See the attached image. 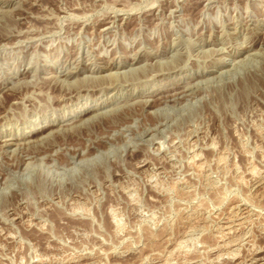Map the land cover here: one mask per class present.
Listing matches in <instances>:
<instances>
[{"label":"rangeland","instance_id":"374dc122","mask_svg":"<svg viewBox=\"0 0 264 264\" xmlns=\"http://www.w3.org/2000/svg\"><path fill=\"white\" fill-rule=\"evenodd\" d=\"M0 264H264V0H0Z\"/></svg>","mask_w":264,"mask_h":264},{"label":"bare ground","instance_id":"6f19581e","mask_svg":"<svg viewBox=\"0 0 264 264\" xmlns=\"http://www.w3.org/2000/svg\"><path fill=\"white\" fill-rule=\"evenodd\" d=\"M106 66H107V65H106ZM108 75H109V74H108ZM115 75H116V74H115ZM117 76H118V75H117ZM69 82H70V81H69ZM13 88H14V87H13ZM9 89H10V87H9ZM6 90H7V88H6ZM12 90H13V89H12ZM14 90H15V89H14ZM64 93H65V92H64ZM179 93H180V92H179ZM4 99H5V98H4ZM87 110H89V109H84L82 112L85 113V112H87ZM38 131H39V130H35V129H34V130H31L30 133L33 134V133L38 132ZM47 136H48V135H47ZM9 140H10V139H9ZM11 140H12L11 143H10V141H7V142H9L10 145L14 144L16 139H15V138H11ZM33 140H35V139H33ZM37 141H38V140H37ZM6 145H7V144H6ZM28 145H29V144H28ZM14 155H15V154H14ZM22 157H23V156H22ZM199 163H200V162H199ZM193 164H194V163H193ZM252 170H253V169H252ZM260 196H261V195H260ZM223 221H224V220H223ZM228 233H229V232H228ZM217 237H218V236H217ZM229 244H230V243H229ZM175 251H176V250H175ZM177 253H178V252H177ZM253 260H254V259H253ZM251 261H252V259H251Z\"/></svg>","mask_w":264,"mask_h":264}]
</instances>
